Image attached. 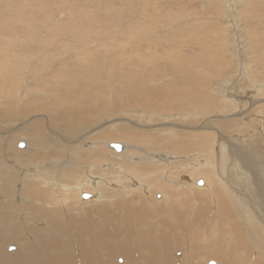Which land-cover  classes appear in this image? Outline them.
<instances>
[{
  "label": "bare ground",
  "instance_id": "obj_1",
  "mask_svg": "<svg viewBox=\"0 0 264 264\" xmlns=\"http://www.w3.org/2000/svg\"><path fill=\"white\" fill-rule=\"evenodd\" d=\"M139 4L143 5L142 11L144 12L150 10L155 11L156 4L151 6L150 0H144ZM150 15L148 16L151 17ZM149 20L150 19L145 21L146 23L148 22V24L143 26L142 31H140L139 34L133 35L131 33L132 35L130 34L128 38L130 52L140 53L141 55L140 57H129L128 61H130L132 65H136L134 66L135 68H128V71L124 73L122 71L116 70L118 68H116V65L113 64L112 60L106 59L105 62L107 63H104V58L100 59V55H98V57H95L97 55L89 57V59L92 61L89 62L88 60V64L83 66L80 74H68L66 78L62 80V82L57 80L52 81L51 88H47V96L43 95L42 97H38L39 94H33L31 96V100H34V102L23 104L21 102L19 110L16 112H14V107H11V105L7 104L5 107L0 109V116L7 115L12 117L16 115H34L35 112L45 113L50 118H52V121L55 123H60L61 129L64 131V135L68 136L67 134H69V136H74L75 134L79 133V131H84L87 127L94 128L95 125H92V121H94L95 117L97 116L96 113L100 112L98 113L100 115V119H97L95 121L97 123L95 124L97 125L100 122L99 124L103 126L101 128L98 127L99 129L95 130V132H98L97 134L93 133L96 135L94 137L96 140L119 141L123 142L124 144H129L138 148L140 147L142 150L143 153L138 156L136 165L130 164L131 159L136 156V151L134 152L127 149L119 154L111 153L110 157L106 158L105 153L107 150L101 148L99 146L100 144L98 147L95 146L96 149L93 150V154L90 153L91 155L89 153L85 155H70V161L80 166H72L69 171H67L69 173L67 177H70L61 184L63 189H73V187H76L74 186V175L77 176L78 174L75 172L76 167L80 168L82 165H88V163L93 162L97 163V166L94 167V170H97L99 168L98 164L104 161L105 163L109 164L112 169H117V172L126 171L129 176V181L134 182V184L137 185L134 191H128L129 197L135 192H140V189L145 190L139 180L143 181L145 186H148L147 191H151L152 193L161 191V195L163 197V199L160 201L155 200L154 204L153 201H150V203L148 202V204L152 206L151 209L153 210V213L157 216V222H155V224L159 225L160 227V229L157 231L155 225L153 224H147L148 226L143 225L144 219H149L150 211L148 208L143 207L141 200L139 201V209H133L129 211L128 217H130L129 219L131 229L133 230V235H131L137 237L133 238L130 235L132 239L137 240L135 245L130 241V239L129 246L125 241L119 242L120 236L109 234L107 228H104L101 232V235L95 238L91 235L93 234L91 233V214L85 213L84 218H81L82 226H79V233L85 238L87 237L90 239L91 242H95L96 246H94V249L92 250L93 253L86 251L81 247L78 249L79 257L83 264H116L111 258H109V254L113 252L111 255H115L116 250H118L119 253L121 252L125 257L124 264H155L156 262L158 264H190L189 262H191L193 259L191 252L195 250V247L191 244L186 252V261L181 258L178 259L180 261L179 262L174 257H172V254L170 253V250L173 249V245H175V247H182V245H184V243H182L183 241L181 240L182 233L186 231L183 224L185 217L183 213V207H185L184 203L187 201V199L189 200V198L192 201V206L189 209L186 221L191 230L188 233L192 234L190 235L191 238L197 240L194 241L196 248L201 244L204 246L202 254H204L203 256L206 254V259L203 258L205 259V262L207 261L208 256H211V258L215 259L218 264H264V233L262 230L264 226L261 227L262 225L260 226L259 224L260 220L264 219V171H259L261 168L264 170V147L261 146L263 143L261 141L263 140L260 141V139H262V137L258 138V133H255L256 131L251 132L249 129L250 127L247 126L249 125L248 123L250 121H255V123H258V120L256 121L258 115L256 114V116L255 114H252L255 110H258L260 115L261 113L264 114V105L263 107L260 105L255 106V104H257L259 101V96H264V54H262V49L255 44L257 39H251L249 41V43L252 44L254 54L250 56V58L247 60V63L246 61H241L243 67L239 69L240 75H238L240 76L241 80L243 78L242 83H239V78H237V75V79L233 81L234 83H231L232 79L228 77L229 74L223 75V77L225 76L224 79H227L222 82H225L223 86L218 87L220 92L219 94H221V99L219 102L216 96H214V94H210V91L208 92L207 89L210 87V84H213V80L216 79L217 76L221 77V73L229 64V61L223 59L221 54L222 52L226 54L228 53V51H226L228 48H225L226 43L223 38L218 39L213 35L215 38L213 39L210 37L211 35L208 34L211 28L207 27L205 30H201L199 27H196L197 24L190 25L191 23L182 24L181 22L177 28H175V25V29L170 31V28L161 29V27L164 25L163 23L157 24L154 22V20V23H149ZM164 27H167V25ZM137 28L139 30V27ZM232 29L234 30V27H232ZM112 44L115 45L116 43L113 42ZM210 44L217 46H213V48L208 49V45ZM238 45H240V43H238ZM238 45L234 44L236 49ZM145 48H148L149 50L152 49L153 51L148 52V49L146 50ZM180 48H182L183 53L178 52ZM187 48H190V50L187 51ZM158 49L161 51V53L156 52ZM41 51L50 55V52L46 49H43L41 45H35L34 47L32 46L30 50L27 47H11V51L4 49L0 50V60H6L9 63L15 62L17 61L15 59H18L16 58L18 55L27 54V57H31V59L34 60L30 63H42L45 62V55H43V52L41 53ZM41 54L44 56V58ZM246 54L248 53L246 52ZM38 56L39 58H36ZM114 56H111V59H113ZM142 56L145 57L143 58ZM241 60L243 59L241 58ZM20 63L23 62L20 61ZM0 64L2 65V63ZM50 64L52 65V63ZM238 64L242 66L240 61H238ZM78 69L80 70V68ZM50 72L54 71L51 70ZM50 72L48 71L47 73L53 77V73ZM44 75L41 77L44 78ZM1 76L2 78L6 77V80L7 78H10V75ZM36 77H38V75H35L34 78ZM41 77L35 80V84H37V82L42 79ZM226 82H229L230 84L227 85ZM111 83L115 84V86H113L114 90H111L108 93L107 89L108 87H111ZM18 92L21 91L18 90ZM110 93H115L116 97L111 99L109 97ZM15 95L17 94L15 93ZM25 97L27 98V96ZM37 100L38 102L36 103ZM110 108H118L122 110L129 109V111L133 110L137 112L132 114L131 112H128L129 116H126L127 118L125 117V120L122 122L118 121L116 123H114L115 121L111 122L104 128L107 122L112 120L109 114V111L111 110ZM104 109L110 110L104 111ZM143 110H147L148 113H155L158 116L154 117L153 115L155 114L150 115L149 113L150 117H148L147 112V114L144 112L145 115L142 114ZM211 112H214L215 114L217 113L218 116H214L215 119L213 117V119H207L206 116ZM248 114H252L253 117L251 116L252 118L250 117L245 123H243L242 120L244 121L246 118L245 116ZM228 116L229 118L232 116V118L229 119ZM136 117H144L145 120L140 121ZM158 117L164 120H160V122L162 121L164 123L168 120H173V122L170 121L171 123L168 127H166L167 124L164 123L166 125L164 127L150 129V126H153V123L160 124V122L157 121ZM176 117H180L178 118L180 120L183 118V121L176 120ZM118 118L122 119L120 117ZM33 119L35 120L33 123L29 124L27 121L23 126L22 132L26 136L27 143L30 146L29 153L27 154V160H25V163L23 164L25 166L33 165V168L31 169L32 171L36 172V174L43 172L45 175H43L42 180L45 181L48 177V172H50L51 167L45 168V164L43 167L42 163H45V160L56 159L59 156L57 152L50 150L46 145L44 140L45 135L43 136L42 118L36 116V118H32L29 122H31ZM5 121L6 122L4 123L0 122V128L2 131H4L6 127H9L8 125H12L13 123L16 124L15 122H17L13 118L6 119ZM138 122L140 124H138ZM142 122L143 125H141ZM196 123H198L197 125H200L204 129H209L211 124H213L212 126L214 127H211V129L217 133L218 137L215 153L211 147L210 148L212 150L209 148V145L214 139L211 138L210 133L208 134L207 132L206 135H200L201 139L197 140L194 139L195 136L192 135L193 133H190L187 130H179V128H182L183 125L193 127ZM134 126L141 127V129L134 128ZM78 128L80 130H78ZM233 130L237 131L235 133L238 134L235 135ZM210 131L211 130H209V132ZM68 141L78 142L77 138ZM81 143L82 142H78L77 145H80ZM87 148H89V146ZM213 148H215V146ZM155 153L157 154L156 159L160 161L162 159L165 161L169 160L170 158H173V156L180 158L179 160L166 165L167 178L172 179L169 182L173 183L170 185L172 186V190L161 181H157V179L160 177V173L162 172V168L158 167L159 165L153 166L150 160L146 157V155ZM189 154L193 155L191 160H195L196 162V159L205 157V161L203 163L205 166L202 169H199L201 172H197L195 175L203 176V178L206 180L205 184L207 187L204 185L205 187L200 188L195 184V187L191 188L190 186L187 187V185H185V190L187 193L185 194L187 195L185 197L183 191H180L183 187V185L179 184H183V180H179L180 172H175L174 168L179 163L186 162V160H181L182 158L185 159ZM214 155L216 157L217 164L220 165V163L223 164L225 162L229 163L236 173L231 175L229 172H227L228 170H224L223 167L219 168V166H216L215 171H217L218 178L215 177V172L213 173L214 167L212 164V161L214 160L212 156ZM253 156L259 159V164L257 166L259 167V165H262L259 169L254 166L255 158H253ZM239 164L241 166H239ZM237 167H240V169ZM246 167H250L252 170L248 171ZM38 174H31L32 178H34V176H38ZM94 174H96V172H94ZM126 178L120 176L119 180L116 179V181H118L121 186H126V181L128 179ZM96 180L93 181L94 185L99 184V181H97V183ZM178 180L180 182H178ZM109 181L112 182L110 178H104V182H108L109 184ZM121 181L124 182L122 183ZM11 182L12 179L10 176H8L6 180H2L0 178V184L2 187L0 191L4 195L2 196V199L4 198L7 200L12 196L10 188ZM207 182L209 183L207 184ZM86 184V182H83L81 191L85 190L82 188ZM199 184H201V182H199ZM98 190H100L101 195H99L96 201L99 202V200H101V206L97 207L96 214L99 217L105 216L104 219L109 220L110 214L107 210V207L114 205L113 201L115 194L108 192L110 190L104 189L103 186L102 188L99 187ZM32 193L36 194L39 199L44 198L45 200L46 198V193L43 190H33ZM82 194L84 193L82 192ZM88 195L84 194V197L86 198ZM28 198H30L29 195ZM7 201L5 202L7 203ZM32 201L33 200H29L28 203H31ZM89 204L91 206V203ZM160 207H163L165 211H161ZM26 210L29 220L37 221L38 219H43L44 221L42 220L40 223H45L46 231H44L43 228H40L41 231L38 230L39 233L37 231H32L31 229L27 231L29 235L25 232L26 236H33L35 238L38 248L35 249L38 250L37 252H42L41 259L38 261L40 256L32 250V243L29 245L27 241H25L27 243L25 244L18 239L19 236L17 237L15 235V231L14 234L12 232L4 234L3 230L0 228V264H15V262L16 264H44L45 261H49L50 264H76L77 259L75 254L77 253L74 251L75 241L68 240V237L71 236L70 231L66 227H61L62 229H60V232L63 236H66L65 238L67 239L66 242L63 241L62 244V240L64 239L59 240L58 236L53 230L56 228L52 219L57 220V218H55L56 216H54V213L46 211V214H48L47 217L43 216V213H45L43 210L41 211L36 208L29 209L28 207ZM0 211L2 212L1 207ZM49 213L51 216H49ZM216 214L218 216H215ZM207 218H210L211 221L209 222ZM72 221L76 220L72 219ZM123 221V223H126L125 220ZM95 228H98V225L93 229L95 230ZM34 229L35 228H33V230ZM116 232L117 230L114 229L113 234ZM52 236L57 237H54L55 239H53ZM125 239L127 238L125 237ZM15 242H19L18 249L16 251H9V253H6L4 251L5 248H7V246H9L11 243ZM109 245L112 247L110 248L112 249V252L109 251ZM133 245L138 249V252L130 249V247H133ZM107 250L109 251V254L107 253ZM135 253L140 255V257H137ZM258 258L261 259L260 263L257 261L259 260ZM208 263L209 262H206L204 264Z\"/></svg>",
  "mask_w": 264,
  "mask_h": 264
},
{
  "label": "rangeland",
  "instance_id": "obj_2",
  "mask_svg": "<svg viewBox=\"0 0 264 264\" xmlns=\"http://www.w3.org/2000/svg\"><path fill=\"white\" fill-rule=\"evenodd\" d=\"M143 1L144 0H0V45H1L0 50L4 49L7 51H11V47H18V48L27 47L30 50L32 46L34 47L35 45H39V46L41 45L43 49L48 50L51 55L50 56L48 53L41 51V53L43 52L42 54L45 55V58H44V56L41 54L42 57L45 59V62H42V63L40 62L30 63L34 60L31 59V57L30 58L27 57V54L18 55L16 58H18L19 60L15 59L18 62L15 61V62L9 63L6 60L5 61L0 60V63H2V65L0 64V69H1L0 70V99H2L0 100V109H2L8 104V105H11V107H14V112H16L19 110L21 102L22 104L34 102V100H31L32 98L31 96L33 94H37V95L39 94L38 97H42L43 95L47 96L48 95L46 93L47 88L48 87L51 88L52 81L57 80L59 82H62V80H64L68 74H71V73L80 74L83 66L88 64V60L89 62L92 61L89 59V57H92L95 55H97L95 57H98V55H100V59L104 58V61H103L104 63H107L105 62L106 59L112 60L113 64L116 65V68H118L116 70L122 71L124 73L128 71V68L129 69L131 67L135 68L134 66L136 65H132L130 61H128L129 57L131 58L140 57L141 55L140 53L132 52L133 53L132 54L130 52L128 38L131 33L133 35L139 34V32L142 31L143 26L148 24V22L147 23L145 22V21H148V19H150L149 23L153 22V20L157 24L163 23L164 25L163 27H161V29L170 28V31H172V29L177 28L181 24V22L182 24H186V23H191L190 25L197 24L196 27H199L201 30L202 29L205 30L207 27L211 28L208 34H210L211 35L210 37H212L213 39L223 38V40L226 43L225 48H228L227 50L226 49L225 50L228 51V53L226 54L222 52L221 54H222L223 59L229 61V64L225 67V70L221 73V77L217 76V78L213 80V84H210V87L207 89L208 92L210 91L209 92L210 94H214V96H216L218 101L221 99V94H219L220 92H219L218 87L223 86L225 82L224 83L222 82L227 79V78L224 79L225 76L223 77V75L229 74L228 77L232 79L231 83H234L233 81H235V79L237 78H239V83H242L243 78L242 80L240 79L239 69L243 67L242 62L246 61L247 63L248 62L247 60L250 58V56L254 54L252 44L249 43L251 39L253 40L257 39L255 44L262 49V54H264V0H233V2L232 0L231 2L230 0H150L151 6L156 4L155 11L150 10L146 12L142 11L143 5L139 4L140 2L142 3ZM136 5H137V8H136ZM147 12H148V15L153 13L150 15L151 17L147 15ZM165 25H167V27H164ZM137 27H139V30ZM232 27H234V30L232 29ZM213 35L215 38L213 37ZM113 42L116 43L117 45L116 44L113 45L112 44ZM238 43H240L241 47L240 45H238ZM234 44L238 45L237 49L234 46ZM213 46H217V45L210 44L208 45V49L213 48ZM145 49L147 50L148 48H145ZM188 50H190V48H187V51ZM147 51L151 52L153 50L148 49ZM106 52L109 54H107ZM156 52L161 53L159 49L156 50ZM178 52L183 53L182 48H180ZM246 52L248 54H246ZM39 56L36 58H39ZM111 56H114L113 58L114 60L111 59ZM142 57L144 58L145 56H142ZM241 58L243 60H241ZM20 61H22L23 63H20ZM238 61H240L242 66L238 64ZM50 63H52V65ZM46 66L47 67L49 66V67L47 68ZM78 68H80V70ZM36 69H39V70H36ZM51 70H53L54 72H50ZM48 71L50 73H53V77L55 78L51 77L50 74L47 73ZM1 75H10V78H7L6 80V77L2 78ZM35 75H38V77L34 78ZM43 75H44V78L41 77ZM39 77L42 78L39 80V82L41 83L37 82V84H35V80L38 79ZM8 83H11V84H8ZM226 84L229 85L230 83L226 82ZM110 85L111 87L110 88L108 87L107 89L108 93L111 90L113 91L114 90L113 86H115L114 83H111ZM12 87H14L15 89ZM18 90L21 92H18ZM15 93L17 95H15ZM114 95L115 93H110L109 97L113 99L114 97H116V95L115 96ZM25 96H27V98ZM37 102L38 100L36 101V103ZM258 105L263 107L264 105L263 95L259 96V101L257 104H255V106H258ZM110 109H109L110 111L108 109H104V111L110 112L109 114L112 118L110 122H107L104 128L107 125H109L111 122H114V121H115L114 123L118 121L122 122L123 120H125L126 116L127 117L129 116L130 112L131 114L137 112L133 110L129 111V109H126V110H122L118 108H117L118 110L112 109V108ZM144 112L148 113L147 110H143L142 114L144 115H145ZM98 113H96L97 116L95 117L94 121H92L93 122L92 125H95L94 126L95 129L93 127L92 128L87 127L84 131L82 132L79 131V133L75 134L74 136H69V134H67L68 136L64 135L63 133L64 131H62L60 123H55L54 121H52V118H50L45 113L35 112L34 115L33 114L26 115V116L16 115L12 117L7 116V115L0 116V120H1L0 122H3V123L6 122L5 120L9 118H13L14 120L17 121L15 122L17 125L14 123L12 124L13 126L8 125L10 128L6 127L4 131H2V129L0 128L1 129L0 130V178L2 180H6L8 176H10V178L12 179V182L10 184L12 198L10 197V199H7L8 201L5 200L4 198L2 199V196L4 195L0 191V207L2 210V212L0 211V226H1L0 228L1 230H3L4 234L9 233V232H12L14 234V231H15V235L17 237L19 236L18 239L21 242H24L25 244L28 243L30 245L32 243L31 244L32 250L40 256L38 258V261H40L41 259L42 252L40 251L37 252L38 250L36 249L38 248H37L36 240L33 236L29 237L28 236L29 234L27 231L31 229L32 231H35V232L37 231L39 233V231H41L40 228L41 229L43 228V230L46 231L45 230L46 227H45V223H40L42 222L43 219H38L37 221L29 220L28 213L26 210L27 207L29 209L36 208L41 211L43 210L45 211V213H43V216H47V217H48V214H46V211L54 213V216H56L55 218H57V220L52 219L53 224L55 225V228H56L53 230L55 231V234L58 236L59 240L64 239L62 240V244H63V241L66 242L67 239L65 238L66 236L62 235V233L60 232V229H62L63 227H66L70 231L71 236L68 237V240L75 241L74 251L75 253H77L75 254L76 259H77L76 264L82 263L79 257V251H78L80 247L86 251L92 252V250L94 249V246H96L95 242H91L90 239H88L87 237L85 238L79 233V229H80L79 226L80 227L82 226L81 218L82 217L84 218L85 213L91 214L90 215V217L92 218L91 233H93L91 235L94 236L95 238L101 235V232L104 228H107L109 234L120 236L119 242L125 241L127 242V245L129 246V239H130V241L134 243L135 245L136 244L135 242H137V240L131 238V236L133 235L132 234L133 230L131 229V224H130V219H129L130 217L128 216H129L130 210L140 208L139 201L141 200L143 203L142 204L143 207L148 208L150 211L149 219L147 220V218H145L143 221V225L148 226L150 224H153L156 227V231L160 229L159 225L155 224V222H157V219H156L157 216L156 214L153 213V210L151 209L152 206L148 204V202L150 203V201H153V204H154L155 200L160 201L161 199H163L161 195V191H157L155 193H152L151 191H147L148 186L146 185L147 186L146 187L143 181L139 180L145 190L140 189V192H135V193L133 192L134 194L130 195L129 197L128 195L129 192L134 191L137 185L134 184V182L129 181V176H128V173H126V171L122 170L123 172H117V169L116 170L112 169L111 166L105 163L104 161L98 164V167L100 169L97 167L98 168L97 170H94V167L97 166V163H93V162L88 163V165H82L80 168L76 167L75 172L78 173L77 176L74 175L75 177L74 186L76 187H73V189H68V188L63 189L61 184L65 182L67 178L69 179L70 177V176L67 177V175L69 174L67 171H69V169L72 166H80L70 161L69 159L70 155H73V154L85 155L88 153L93 154V150L96 149V147H98V145L100 144L99 146L101 148L107 150V152L105 153L106 158L110 157L111 153L119 154L122 151L127 150V149L132 150L134 152L136 151L135 152L136 156H134L130 161V164L136 165L138 156L143 153L140 147L138 148L135 146H131L129 144H124L123 142L112 141V140H109V141L96 140L94 138L96 135L94 134H97L98 132L97 131L95 132V130L103 126L99 124L100 122L97 124L98 126L95 124L97 123L95 121L97 119L98 120L100 119L99 118L100 115ZM149 113L150 115L155 114L152 112H149ZM149 113L147 114L148 117H150ZM112 114L113 115L115 114V115L113 116ZM252 114L258 115L256 119V121L258 120V123H255V121L253 122L250 121L249 123L247 122L249 124L247 126L250 127L249 129L251 130V132L256 131L255 133H258L259 135L258 138L262 137L260 141L263 140L261 141L263 142L261 146L264 147V114L261 113L260 115V112L258 110H255ZM252 114L251 115L248 114L247 115L248 117L245 116L247 119L244 117L245 119L244 121L242 120V122L245 123L252 116ZM160 115L163 116L162 114ZM36 116L41 117L43 120L42 121L43 136L45 135L44 140L46 142V145L48 146L50 150L57 152L59 156L56 159L45 160V163H42L43 167L45 164V168L51 167V170L50 172H48V177L45 181L42 180L43 175H45L43 172H40L39 174L37 173L38 176H34V178H32V175H37L36 172L32 171L31 169L33 168V165L25 166L23 164L25 163L24 161L27 160V154L29 153V150H30V146L27 143L26 136L22 132L23 126L25 125L27 121L29 124L33 123V121H35L34 119L31 122L29 121L32 118H36ZM153 116L157 117L158 115L155 114ZM214 116H218V114L211 112L210 114L206 116V118L215 119ZM118 117L122 119H119ZM136 118L139 119L140 121L145 120L144 117H136ZM176 118H175L176 120L183 121L182 120L183 118H181V120L178 119L180 117H176ZM230 118H232V116H230ZM160 120H163V119H160V117H158L157 121L160 122ZM170 121L173 122V120H170ZM170 121L168 120L164 122L165 124H167V126L162 121L160 122V124L153 123L152 124L153 126H150V129L164 127V126L168 127L169 124L171 123ZM18 123L20 124V126ZM161 123L163 126L161 125ZM138 124L140 123L138 122ZM197 124L198 123H196L193 127L183 125V127L179 128V130H183V131L187 130L188 132L193 133L192 135L195 136L194 139H197V140L201 139L200 135H206L207 132L208 134L210 133L211 138L212 139L214 138V139L212 140L213 142H211V144L209 145V148L211 147L215 153L216 151L215 149L217 147L216 142L218 140V137H217V133H215L213 129H211V127H214L212 126L213 124H211L209 129L208 128L204 129L203 127ZM141 125H143V122ZM134 128L141 129V127H137V126L136 127L134 126ZM78 130L80 129L78 128ZM209 130L211 131L209 132ZM235 132L237 131H234V134L237 135L238 133H235ZM75 138H77L78 142H82L81 144L84 146H82L81 144L77 145L78 144L77 141H68V140H73ZM64 139H66L67 141ZM112 143L119 144L121 146L124 145V146L121 147V151L119 152V151H115L113 148L110 147V144ZM88 146L89 148H87ZM214 146L215 148H213ZM156 156H157L156 153L146 155V157L150 160L153 166L159 165L158 167L162 168V172L160 173L159 175L160 177L157 179V181H161L163 184L169 187V189L172 190L171 188L172 186L170 185L173 183L169 182L172 179L167 178L166 165L168 163L175 162L179 160L180 158L173 156V158H170L169 160L165 161L162 159L160 161L156 159ZM192 157L193 155L189 154L188 156H186L185 159L182 158L181 161L186 160V162H181L174 168L175 172H180L179 180L181 181L183 180L182 181L183 184L182 183H179V184L183 185L180 191H183L184 195L187 194L185 190L186 188L185 185H187V187L190 186L191 188L192 187L194 188L195 184L200 188H203L205 187L204 185H206L205 184L206 180L203 178V176L195 175L197 172L198 173L201 172L199 169H202L205 166V164H203L205 161V157L196 159L197 162L195 160H191ZM212 158L214 159L212 161V164L214 167L213 173L215 172V177L218 178L217 171H215L216 166H219V168L223 167L224 170H228L227 172H229L231 175H234L233 173H236L235 170L231 167V164L229 165V163L225 162L223 163L224 165L222 163H220L219 165L217 164L215 155L212 156ZM253 158H255L254 166L259 169L260 166H262V165H259V167L257 166L259 164L258 163L259 159H257V157L255 156H253ZM239 166L241 165L239 164ZM113 168H116V167H113ZM237 168L240 169V167H237ZM246 169L248 171L252 170L250 167L248 168L246 167ZM259 171H264V170L261 168L259 169ZM94 172H96V174H94ZM120 176L123 178H126V177L128 178V179L126 178L127 179L126 186H123V185L121 186L120 183L116 181V179L119 180ZM107 177L110 178V180H112V182L109 181V184L108 182L107 183L104 182V178L107 179ZM94 180H96V182L99 181V184L94 185L93 183ZM179 180L178 182H180ZM83 182H86L87 184L82 188L83 190L84 189L85 190L81 191V186L83 185ZM121 182L123 183L124 181H121ZM199 182H201V184H199ZM208 183L209 182H207V184ZM102 186L104 189L110 190L108 192L115 194L114 201L111 200L113 201L114 205L113 206L107 205L108 206L107 210L110 214L109 220H105L104 219L105 216L99 217L96 214L97 207L101 206V203H100L101 200H99V202L96 201L99 195H101V192L100 190H98V188L99 187L102 188ZM1 189L2 187L0 184V190ZM33 190L45 191L46 193L45 200L44 198L39 199V197L36 194L32 193ZM82 192L86 195L88 194L89 195L85 198ZM28 195L30 196V198H28ZM92 195H93V198H92ZM186 196L187 195H185V197ZM145 197H148V198H145ZM29 200H33L31 202L32 204L28 203ZM5 201L9 203L7 204ZM89 203H91V206ZM184 205L185 207H183V213L185 217L183 220V224H184V228L186 231L182 233V236H181L182 239L179 237L183 241L182 243H184V245H182V247H175V245H173V249L170 250L171 251L170 253L172 254L171 256L174 257L177 261H179L178 259H181V258H183L186 261L187 260L186 252L191 244L192 246L195 247V250L191 252L193 259L191 261L192 263L189 262L190 264H199V263L204 264L210 261H213L218 264V262L215 259L211 258V256H208L207 261L205 262L206 254L205 256H203L204 254H202L204 246L201 244L200 246L196 248V246L194 245V241H197V240L190 237V235L192 234L188 232H190L191 230L186 222L189 209L192 206L191 199L190 198L189 200L187 199ZM7 206L9 207V210ZM160 210L165 211L163 207H160ZM49 216H51L50 213H49ZM215 216H218V215L216 214ZM72 219L76 221H72ZM123 220H125L126 223H123L124 222ZM207 220L209 222L211 221L210 218H207ZM61 223L63 224V226ZM259 224L260 226L262 225L261 227H263L264 219L260 220ZM97 225H98V228H95L94 230L93 228L96 227ZM17 226H18V229H17ZM33 228L35 229L33 230ZM112 228L117 230L115 234H113L114 229ZM191 229H194V228H191ZM199 229H200V226H199ZM22 230H25V231H22ZM262 230L264 233V227L262 228ZM25 232L26 234H28L27 236ZM57 236H52V238L55 239L54 237H57ZM125 237L127 239H125ZM132 237L137 238L136 236H132ZM25 241H27V243ZM18 243L19 242L11 243L9 246H7V248H5L4 251L6 253L7 252L9 253V251L10 252L16 251L18 249ZM134 245L133 247L131 246L130 249H132L133 251H137L138 249L134 247ZM108 247H109V251L112 252V249H110L112 247L110 245ZM109 251L107 250V253ZM170 253H169V256H170ZM111 254H109V258H111L114 261V263L116 264L125 263L124 261L125 257L122 255L121 252L119 253L118 250L115 251V255L113 254L112 256ZM136 255L137 257H140V255L138 254ZM257 261L260 263L261 259ZM44 264H50V263L49 261H45ZM155 264H158V263L156 262Z\"/></svg>",
  "mask_w": 264,
  "mask_h": 264
},
{
  "label": "water",
  "instance_id": "obj_3",
  "mask_svg": "<svg viewBox=\"0 0 264 264\" xmlns=\"http://www.w3.org/2000/svg\"><path fill=\"white\" fill-rule=\"evenodd\" d=\"M21 146V144H20ZM110 147L113 148L115 151H121V145L112 143L110 144ZM208 264H215V262L210 261Z\"/></svg>",
  "mask_w": 264,
  "mask_h": 264
}]
</instances>
